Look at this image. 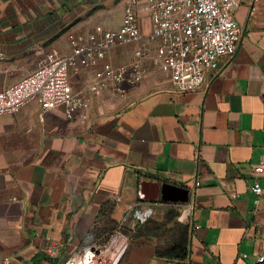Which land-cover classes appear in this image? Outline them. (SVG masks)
Masks as SVG:
<instances>
[{
	"label": "crops",
	"instance_id": "crops-1",
	"mask_svg": "<svg viewBox=\"0 0 264 264\" xmlns=\"http://www.w3.org/2000/svg\"><path fill=\"white\" fill-rule=\"evenodd\" d=\"M127 1L0 0V90L48 54L69 53L71 33L110 28L105 11ZM236 19V53L220 58L195 92L179 93L147 62L124 97L104 90L72 118L37 101L0 115V257L62 264L103 242L138 202L181 207L190 253L159 257L150 242L131 244L119 264H248L264 255V193L255 205L251 190L264 161V0H244ZM142 20L146 33V13ZM131 56L121 48L107 60ZM95 69L72 70L73 88L86 89ZM258 179L264 188V173ZM144 181L181 186L190 200L166 202Z\"/></svg>",
	"mask_w": 264,
	"mask_h": 264
},
{
	"label": "built area",
	"instance_id": "built-area-1",
	"mask_svg": "<svg viewBox=\"0 0 264 264\" xmlns=\"http://www.w3.org/2000/svg\"><path fill=\"white\" fill-rule=\"evenodd\" d=\"M243 1L128 0L119 27L97 25L86 35L71 33L69 53L48 54L31 74L0 90V115L37 101L43 112L63 108L72 118L90 106L93 95L104 90L114 98L124 97L128 88L147 74V62L167 73L179 93L195 92L206 82L208 71L218 67L220 58L236 53L243 34L236 9ZM143 13L149 19L146 33ZM121 48L132 51L129 61L107 60L109 54ZM6 59L0 48V71ZM81 68L96 69L86 89L75 90L70 74ZM263 173L261 161L255 165L256 180L251 188L255 205L261 203L264 193L258 179ZM153 211L138 202L103 242L70 256L62 264H119L130 242L128 224L145 223ZM11 260L10 256L0 257V264H10ZM248 264H264V255Z\"/></svg>",
	"mask_w": 264,
	"mask_h": 264
},
{
	"label": "rangeland",
	"instance_id": "rangeland-1",
	"mask_svg": "<svg viewBox=\"0 0 264 264\" xmlns=\"http://www.w3.org/2000/svg\"><path fill=\"white\" fill-rule=\"evenodd\" d=\"M123 1V0H122ZM125 1V0H124ZM124 3V2H123ZM113 4V3H112ZM105 16H102L101 22L110 28H116L122 22L124 9L121 5H112L111 9L105 11ZM144 24L142 20V25ZM172 210L171 216H167L168 212ZM176 212L178 215H175ZM181 212V207L177 205H168L155 207L152 216L143 224L129 223L132 228L129 227L130 242L131 244H141L150 242L157 246H161L163 249L169 248L178 238L183 234V223L178 219ZM128 229V228H127Z\"/></svg>",
	"mask_w": 264,
	"mask_h": 264
},
{
	"label": "trees",
	"instance_id": "trees-1",
	"mask_svg": "<svg viewBox=\"0 0 264 264\" xmlns=\"http://www.w3.org/2000/svg\"><path fill=\"white\" fill-rule=\"evenodd\" d=\"M167 216H171L172 210L168 212ZM175 215H178L176 212ZM172 217V216H171ZM183 231L180 238H178L169 248L163 249L161 246L156 247V254L159 257L175 258L185 260L189 256V228L187 225H182ZM128 232H131L129 230Z\"/></svg>",
	"mask_w": 264,
	"mask_h": 264
},
{
	"label": "water",
	"instance_id": "water-1",
	"mask_svg": "<svg viewBox=\"0 0 264 264\" xmlns=\"http://www.w3.org/2000/svg\"><path fill=\"white\" fill-rule=\"evenodd\" d=\"M150 184H154L156 186L157 195L160 194L161 198L166 202L187 203L190 200L189 190L181 186L169 183H163L160 185V183H153L149 181L142 182L143 188L149 186Z\"/></svg>",
	"mask_w": 264,
	"mask_h": 264
}]
</instances>
